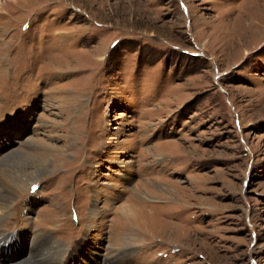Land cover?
I'll list each match as a JSON object with an SVG mask.
<instances>
[{"label":"rangeland","instance_id":"rangeland-1","mask_svg":"<svg viewBox=\"0 0 264 264\" xmlns=\"http://www.w3.org/2000/svg\"><path fill=\"white\" fill-rule=\"evenodd\" d=\"M0 168V264H264V0H0Z\"/></svg>","mask_w":264,"mask_h":264},{"label":"bare ground","instance_id":"bare-ground-1","mask_svg":"<svg viewBox=\"0 0 264 264\" xmlns=\"http://www.w3.org/2000/svg\"><path fill=\"white\" fill-rule=\"evenodd\" d=\"M22 154H24V153H22ZM40 170L41 169H37L36 171L32 172L33 174H31V176L29 178H27V176H25V175L19 174L17 177H15L13 179L12 182L10 181V183L6 184V183H4L5 181L2 180V176H4V172L6 170H3V169L0 168V241L6 235V233L4 231L5 230L4 229L5 228V219L8 216L9 211L11 209V205H10L11 200L13 199V197L15 196V194L18 191L23 189L24 184L26 185L28 183L35 182L37 180V178L39 177V174L41 173ZM129 209L125 210V208H124V210L121 211V215L126 217V218L135 217L136 214L134 213L133 208H129ZM129 211L132 212V213H130ZM94 212H95V214L97 216L98 212H101V210L95 208ZM47 241H49L47 239V237H44V239H42V241H40V245L46 244ZM38 243L39 242H37V240H34V242H33V247L35 248L34 251H33V257L43 256L44 255V249L45 248H49V247H45V245H44V247H42V249H41V248L36 246V245H38ZM47 245L51 247V245L49 243ZM4 246H6L5 243L4 244L0 243V250L4 249ZM8 246L12 247V249L16 248L14 243L12 245H8ZM48 250H50V248ZM120 261H122V259H120ZM117 264H121V262L118 261Z\"/></svg>","mask_w":264,"mask_h":264}]
</instances>
